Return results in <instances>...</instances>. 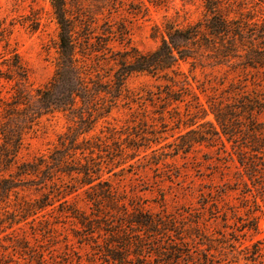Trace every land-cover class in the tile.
Returning a JSON list of instances; mask_svg holds the SVG:
<instances>
[{"label":"trees","instance_id":"16d2710c","mask_svg":"<svg viewBox=\"0 0 264 264\" xmlns=\"http://www.w3.org/2000/svg\"><path fill=\"white\" fill-rule=\"evenodd\" d=\"M86 1L94 3L89 4L94 11L84 6ZM224 1L203 0L202 18L184 27L167 24L159 46L150 53H140L133 47L112 52L109 43L117 40L92 36L95 9L100 14L104 9L109 12L117 0H49L58 28L54 71L48 83L36 90L34 101L20 92L12 97L17 100L9 107L17 114L5 118L6 123L0 129V234L16 222L44 218L42 213L49 207L53 209L55 202L61 216L76 219L91 234L94 229L103 230L109 214L119 219L118 224L138 229L144 238L145 233L156 234V227L161 230L162 222L132 206L128 212L108 179L103 178V174L124 172L132 167L128 161L136 158L142 149H150V163L159 165L166 157L186 154L195 146H219L231 165L245 172L264 207V123L255 119L256 115H264V0H241L244 1L241 12L234 17L223 14ZM98 27L102 29L101 35L114 34L106 23ZM9 33L0 18V38ZM118 43L122 42L118 40ZM181 63L189 64V72L196 67L220 72V68L226 67L231 72L252 71L254 78L250 80L245 74L237 84L229 82L218 91L212 78L198 81L184 74ZM21 69L15 60L7 69L8 74L0 73V79L25 80L19 74ZM132 74L165 80L163 102H186V111L193 110L184 123L188 130L178 136L172 151L156 155L163 148L152 149V145H160L159 137L151 140L147 135L132 132L122 139L115 127H104L107 136L91 135L118 100L128 95L125 82ZM173 109L178 113V106ZM54 114L62 115L67 126L57 136L49 154L30 161L17 160L22 126L30 119L35 121ZM210 115L212 118L208 119ZM151 135L154 137L156 133ZM127 149L131 152L126 153ZM80 189L91 204L90 215L95 220L68 206L67 197ZM30 191L36 198H28L26 192ZM112 237L106 240L104 249L111 262L123 263V254L127 252L134 258L142 257L146 250L144 240L129 243L117 232ZM109 243L116 244L119 250L113 252L108 248ZM157 247L153 245L146 252L151 264H162L155 263V259L181 253L170 249L164 255ZM206 248L208 252L211 249ZM168 257L166 261L171 260ZM211 257L207 253L196 258L188 256L185 264H215Z\"/></svg>","mask_w":264,"mask_h":264},{"label":"rangeland","instance_id":"374dc122","mask_svg":"<svg viewBox=\"0 0 264 264\" xmlns=\"http://www.w3.org/2000/svg\"><path fill=\"white\" fill-rule=\"evenodd\" d=\"M117 2L109 12L104 9L100 14L95 9L96 23L91 30L92 36L117 40L109 43L112 52L133 47L140 53H150L165 36L167 24L184 27L204 14L203 0ZM242 2L224 1L223 14L236 16L241 12ZM89 4L94 3L84 2L85 7L94 11ZM0 18L3 26L10 30L8 36L0 38V73L8 74L7 69L16 60L23 68L19 74L25 76V80L0 79L1 129L6 123L5 118L17 114L9 107L16 102L17 99L12 97L17 92L27 94L34 101L36 90L50 80L54 71L58 28L49 0H0ZM103 23L111 26L114 34L101 35L102 29L98 26ZM118 40L122 43L119 44ZM180 69L198 81L212 78L217 83L218 91L225 89L229 82L237 84L245 74L250 80L254 78L252 71L231 72L226 67L220 68V72L199 67L189 72V64L181 63ZM166 84L165 80L149 75H130L125 82L128 95L126 93V97L118 100L109 116L98 123L91 135L107 136L104 127H115L122 134L117 136L122 139L132 132L147 135L151 140L159 137L160 145H152V149L163 148L158 149L156 155L172 151L178 136L188 130L184 123L193 110L186 111V102L165 104ZM174 106H178L179 115L172 110ZM211 118L210 115L208 119ZM255 119L264 123V115H256ZM66 126L60 114L43 116L35 121L30 119L22 126L17 160L30 161L47 156ZM153 133H156V137L150 136ZM219 148L195 146L186 154L166 157L159 165L150 163V149H142L136 158L128 161L132 167L126 171L103 174L128 212L132 211V206L162 222L163 227L161 230L156 227V234L145 233L144 238L138 229L128 224H118L119 219L113 214L108 215L103 230L94 229L91 234L76 219L61 216L55 202L53 209L49 207L42 213L44 218L35 221L27 218L9 225L0 234V264H118L111 262L104 250L106 240H110L116 232L129 243L144 240L146 247L142 257L134 258L130 252L123 254L124 261L120 264H151L146 252L152 250L153 245L158 246L164 255L170 249L181 252L162 256L155 259V263L185 264L188 256L196 258L207 253L215 264H264V207L245 172L231 165L230 159ZM125 151L131 152L128 149ZM33 193L26 192L30 199L36 198ZM67 200L68 206L95 220L96 217L90 215L91 204L86 202L82 189L67 197ZM46 219L47 223L41 222ZM208 246L211 247L209 252L206 250ZM108 248L113 252L119 250L114 243H109ZM168 256L170 261H166Z\"/></svg>","mask_w":264,"mask_h":264}]
</instances>
